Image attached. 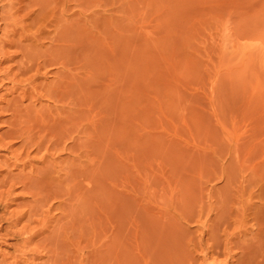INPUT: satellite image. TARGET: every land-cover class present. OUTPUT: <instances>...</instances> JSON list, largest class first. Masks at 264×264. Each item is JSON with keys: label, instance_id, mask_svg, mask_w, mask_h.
Listing matches in <instances>:
<instances>
[{"label": "rangeland", "instance_id": "rangeland-1", "mask_svg": "<svg viewBox=\"0 0 264 264\" xmlns=\"http://www.w3.org/2000/svg\"><path fill=\"white\" fill-rule=\"evenodd\" d=\"M0 63V264L264 257V0H0Z\"/></svg>", "mask_w": 264, "mask_h": 264}, {"label": "bare ground", "instance_id": "bare-ground-1", "mask_svg": "<svg viewBox=\"0 0 264 264\" xmlns=\"http://www.w3.org/2000/svg\"><path fill=\"white\" fill-rule=\"evenodd\" d=\"M44 9V8H43ZM45 21V20H44ZM45 23V22H44ZM14 24V23H13ZM12 24V25H13ZM46 24V23H45ZM52 25V24H51ZM19 26V28H20V26H22V25H18ZM43 26H45V25H43ZM15 27V26H14ZM22 28V27H21ZM17 29V28H16ZM15 29V30H16ZM17 31H18V29H17ZM11 32H13V31H11ZM26 31H24V29H22V31L20 32V34H22L21 36H22V38H24L25 40H28V37L30 36L31 37V35H27V33H25ZM38 32V31H37ZM16 33H18V32H15V35H17ZM12 34V33H11ZM8 36V35H7ZM10 36V35H9ZM19 36V35H18ZM21 36H20V38H21ZM32 36H33V34H32ZM18 38V37H17ZM19 38V39H20ZM32 38H34V37H32ZM35 39V38H34ZM11 40V39H10ZM22 40V39H21ZM61 40V39H60ZM6 41H8V40H6ZM55 41V40H54ZM64 41V40H63ZM8 42H10V41H8ZM11 42H12V40H11ZM19 42L20 41H18V43H17V46H18V48H19V51L17 52H14V54H13V57H11V58H15V57H18V56H20V58H19V60L17 61V62H15L14 64H13V67L16 69V72L13 74V80H11V88H14V86H16L15 84H16V81L14 82V79H15V77H18V76H21V75H25V74H28V73H30V72H32V71H34V69H38L39 67H40V63L38 62L39 61V58L41 57V56H38L37 54H35V53H33V52H29L28 51V49H25V48H23L22 46H19ZM37 45H39V44H37ZM36 44H35V46H37ZM13 46V45H12ZM30 46V45H29ZM39 46H41V45H39ZM72 46V45H71ZM12 48V47H11ZM17 48V49H18ZM31 48V47H30ZM39 48V47H38ZM75 49V48H74ZM66 51V50H65ZM40 52V51H39ZM39 52H38V54H39ZM51 53V52H50ZM1 54H2V51H1ZM64 54V53H63ZM6 55V54H5ZM15 55V56H14ZM40 55V54H39ZM6 57V56H5ZM42 58V57H41ZM45 58V57H44ZM43 58V59H44ZM69 61V60H68ZM43 62V61H42ZM61 63H62V61H61ZM1 64V63H0ZM63 65V64H62ZM62 65H61V67H62ZM12 67V66H11ZM64 67V66H63ZM13 68V69H14ZM9 69V68H8ZM7 69V70H8ZM12 69V70H13ZM37 69H36V71H37ZM65 69V68H64ZM72 69V68H71ZM12 70H11V68H10V71L12 72ZM9 71V70H8ZM9 71V72H10ZM38 73V72H37ZM74 73V72H73ZM33 74H31V75H29V76H32ZM39 75H40V72H39ZM70 75V74H69ZM12 77V76H11ZM28 78V80L30 81V80H32V79H30L31 77H27ZM27 78H25V79H27ZM7 79V78H6ZM22 79V81H23V78H21ZM20 79V80H21ZM24 79V81H26ZM19 80V82H17V83H19V84H21V81ZM1 81V80H0ZM23 81V83L22 84H24V83H26V82H24ZM29 81L27 82V84H29ZM27 84H24V85H27ZM18 85V84H17ZM23 85V86H24ZM33 85V84H32ZM54 85V84H53ZM21 86V85H20ZM55 86V85H54ZM22 88V87H21ZM29 88V87H28ZM46 88H48V87H46ZM13 90V89H12ZM24 91L26 90V89H23ZM34 90V89H33ZM53 90V89H52ZM20 91V90H19ZM24 91H22L24 94H26ZM31 91V90H30ZM29 91V94L32 96V94H31V92ZM50 91V90H49ZM21 92V93H22ZM50 93V92H49ZM72 93V92H71ZM24 94H22L23 95V97H24ZM33 94H34V92H33ZM35 94H36V91H35ZM34 94V95H35ZM22 95L20 96V97H22ZM49 95V94H48ZM65 95V94H64ZM28 97H30V96H28ZM39 97V96H38ZM36 98V97H35ZM41 98V97H40ZM47 99V98H46ZM21 100V99H20ZM20 100H18V101H20ZM28 101V100H27ZM16 105H18V104H16ZM10 106V105H9ZM19 106V105H18ZM16 107V106H15ZM19 107H21V106H19ZM19 107H18V109H19ZM35 114V113H34ZM12 115H15L14 116V124H12V127H14V130L11 132V134L15 137V138H17V139H20L21 140V142H22V145H21V147H26V146H28L29 147V145H31V147H34L35 149H36V151H38V150H40L42 147H44V149H45V151H46V153H48L49 152V149L52 147V148H56L55 146L57 145L56 143H54V140L52 141L53 143H51L49 146H43L44 145V142H45V140H47L49 137H48V135H47V133H43L44 131L43 130H45V129H43L42 130V134H36V133H40V132H35V133H33V129H34V127H36V126H33V128H31V126L29 127L28 125H27V120L25 119L24 120V118L25 117H27V116H25V114H23V112H22V110H15V114H12ZM58 115V114H57ZM28 119V118H27ZM51 119V118H50ZM90 125V124H89ZM49 127V126H48ZM47 127V130L48 129H50L51 130V128H48ZM36 130L38 129V127L37 128H35ZM39 130H40V128H39ZM41 131V130H40ZM55 131V130H54ZM56 133V132H55ZM60 133V132H59ZM36 134V136H34ZM48 134H50V133H48ZM52 134H54L53 133V131H52ZM57 134V133H56ZM59 136V135H58ZM57 136V137H58ZM55 137V136H54ZM61 137V136H60ZM59 138V137H58ZM58 138H56L55 139V142L57 141V139ZM63 138V137H62ZM66 138H68V137H66ZM52 139H54V138H52L51 136H50V138H49V140H48V142H51V140ZM68 139H70V138H68ZM36 140V142H34ZM61 141V140H60ZM59 143V142H58ZM71 143V142H70ZM9 144V143H8ZM52 145V146H51ZM53 145H54V147H53ZM59 145V144H58ZM61 145V144H60ZM61 146H64V145H61ZM57 147H59V146H57ZM51 148V149H52ZM43 149V148H42ZM44 149H43V151H44ZM53 151H54V149H52ZM62 150V149H61ZM60 150V151H61ZM58 151V150H57ZM63 152V151H62ZM24 154H26L25 152H24ZM49 154V153H48ZM43 155V154H42ZM47 155V154H46ZM45 155V156H46ZM49 156V155H48ZM30 157V159H31V156H29ZM52 157V156H51ZM50 157V158H51ZM49 158V157H48ZM27 159V158H26ZM39 159V158H38ZM37 159V160H38ZM53 160V159H52ZM18 161V160H17ZM27 161V160H26ZM25 161V162H26ZM15 162V161H14ZM19 162V161H18ZM29 162V161H28ZM53 162H55V161H53ZM16 163V162H15ZM24 163V162H23ZM56 163V162H55ZM5 164V163H4ZM43 165V164H42ZM27 166V165H26ZM55 166V165H54ZM53 167V166H52ZM51 168V167H50ZM57 168V167H56ZM31 170V169H30ZM53 171V170H52ZM54 173V172H53ZM33 174H34V172H33ZM37 174V173H36ZM32 175V174H31ZM11 177V176H10ZM25 177V176H24ZM29 177V176H28ZM34 178V177H33ZM36 178V177H35ZM41 178V177H40ZM25 179H28V178H25ZM32 180V179H31ZM22 181H23V179H22ZM26 181H28V180H26ZM60 181V180H59ZM35 183V182H34ZM2 184V183H1ZM21 184V183H20ZM26 184V183H25ZM3 185V184H2ZM5 185V184H4ZM6 186V185H5ZM26 187V186H25ZM24 187V188H25ZM27 188V187H26ZM9 189V188H8ZM89 190V189H88ZM41 191V190H40ZM1 195V194H0ZM29 195V194H28ZM39 195V194H38ZM4 196V195H3ZM41 196V195H40ZM48 197V196H47ZM36 198V197H35ZM34 198V199H35ZM43 199V198H42ZM43 202V201H42ZM47 206V205H46ZM26 207V206H25ZM39 208V207H38ZM40 208H42V207H40ZM43 209V208H42ZM38 210H40V209H38ZM21 211H23V210H21ZM41 211V210H40ZM18 213V212H17ZM35 213V212H34ZM22 214V213H21ZM40 215V214H39ZM42 216V215H41ZM11 217V216H10ZM34 217V216H33ZM15 218V217H14ZM31 218V217H30ZM2 221V220H1ZM32 221V220H31ZM37 221V220H36ZM41 224V223H40ZM43 224V223H42ZM5 229H7L6 227H5ZM4 229V230H5ZM12 229V228H11ZM8 230H10V229H8ZM18 231V230H17ZM26 232H28V231H26ZM20 235H21V233H20ZM226 235V234H225ZM20 237V236H19ZM222 239V238H221ZM235 239H237L236 237H225L224 239H222V240H220V237H210L209 238V241L211 240V242H208V243H205L204 245L203 244H199L198 246L201 248H204L205 249V253H204V255H202L203 257L201 258V260H200V264H214V263H216V260L218 259V257H223L224 259L221 261V263H224V264H264V257L263 258H261L260 260H258L259 258L256 256V254L255 253H253L252 252V254L251 253H249V250H248V248H244L243 246L244 245H242L239 241H237V242H234V240ZM245 239H246V237H245ZM251 239V238H250ZM244 240V239H243ZM258 240V239H257ZM208 241V240H207ZM246 241V240H245ZM190 242V241H189ZM199 243V242H198ZM263 244V243H262ZM262 244H260V245H262ZM196 245V244H195ZM22 246V245H21ZM263 246V245H262ZM23 247H25V246H23ZM233 249H237V251H239V253H240V256L239 257H235L236 256V254H238V252L237 251H235L234 252V250ZM262 251V250H261ZM29 252V251H28ZM32 252V251H31ZM22 253V252H21ZM258 254H260V252L258 253ZM23 255V254H22ZM185 256V255H184ZM16 257V256H15ZM173 258V257H172ZM236 258V259H235ZM176 260V259H175ZM183 260V259H182ZM208 261H211L210 263H208ZM180 264H182V263H180ZM183 264H186V263H183Z\"/></svg>", "mask_w": 264, "mask_h": 264}]
</instances>
